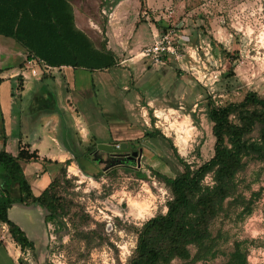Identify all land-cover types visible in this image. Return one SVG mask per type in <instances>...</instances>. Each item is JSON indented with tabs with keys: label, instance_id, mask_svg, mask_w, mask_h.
<instances>
[{
	"label": "rangeland",
	"instance_id": "obj_1",
	"mask_svg": "<svg viewBox=\"0 0 264 264\" xmlns=\"http://www.w3.org/2000/svg\"><path fill=\"white\" fill-rule=\"evenodd\" d=\"M69 1L79 26L96 31L91 37L97 47L107 39V24L125 36L116 55L118 65L96 71L95 83L80 93L76 113L81 109L94 122L97 138L78 141L75 161L52 172V179L63 181L65 166L70 182L62 183L60 191L88 215L84 229L93 230L96 242L89 247L70 242L71 224L59 230L44 221L42 208L31 205L15 216L35 251H20L19 257L29 264H126L137 229L165 213L171 196L153 171L174 177L183 171L184 162L198 165L213 153L208 99L216 105L238 102L247 91L264 97V0H144L142 7L139 0ZM163 33L177 46L179 58L164 56L165 63L151 68L140 53ZM27 116L23 113L17 121V134L24 133ZM230 119L236 120L234 115ZM67 128L62 130L65 139L70 137ZM154 130L158 132L152 137L145 135ZM246 140L255 150H248L247 166L237 176L239 190L245 197L259 189L261 193L251 215L241 220L220 215L212 222V233L221 231L224 238L217 254L207 259L209 264H224L234 240L246 241L248 264H264V157L258 153L264 135L258 125ZM115 142L142 148L138 168L109 165L106 154L96 149ZM211 181L205 177V183ZM1 226L0 239L6 234L13 242ZM171 264L191 263L175 259Z\"/></svg>",
	"mask_w": 264,
	"mask_h": 264
},
{
	"label": "trees",
	"instance_id": "obj_2",
	"mask_svg": "<svg viewBox=\"0 0 264 264\" xmlns=\"http://www.w3.org/2000/svg\"><path fill=\"white\" fill-rule=\"evenodd\" d=\"M139 2L144 6V0ZM165 30L166 27H161V31ZM0 35L13 38L27 52V58L42 62L50 69L71 66L94 72L118 65L116 55L106 47L105 40L97 47L76 27L69 0H0ZM206 107L214 137L211 157L198 165L184 162L183 171L174 177L153 171L171 196L165 213L154 215L137 229L136 244L126 264H171L175 259L209 264L207 259L217 254L219 240L224 238L221 231L212 233V222L220 215L241 220L253 212L261 190L245 197L239 190L237 176L247 166L248 150L254 149L252 145L248 147L246 137L255 125L264 135V97L247 91L240 101L223 105H216L209 98ZM231 115L235 121L230 119ZM157 132L145 135L152 137ZM94 147L96 144L88 150L93 152ZM258 153L264 157V147ZM37 158L36 151L29 153L25 147H20L16 156L0 150L3 181L7 184L0 189V226H6L9 238L22 253L34 254V242L9 218L8 209L14 203L36 205L45 211L46 223L55 224L59 230L68 229L71 224L74 231L70 242L89 247L96 242V237L93 230L84 229L88 215L60 191L62 183L70 182L65 177V166L61 171L63 181L54 177L39 195L33 193L21 162ZM69 162L66 160L65 165ZM206 176L212 178V184L204 182ZM12 189H16V194ZM191 246L195 249L193 253ZM17 261L29 264L22 256ZM224 264H248L246 241H233Z\"/></svg>",
	"mask_w": 264,
	"mask_h": 264
},
{
	"label": "crops",
	"instance_id": "obj_3",
	"mask_svg": "<svg viewBox=\"0 0 264 264\" xmlns=\"http://www.w3.org/2000/svg\"><path fill=\"white\" fill-rule=\"evenodd\" d=\"M74 22L76 27L93 40L91 35L96 31L91 29V26L80 27L75 13ZM105 34L106 47L115 55L119 54L117 52L121 38L125 36L120 37V33L110 24L106 25ZM0 70V150H5L13 156L17 155L20 147H25L29 153L36 151L37 160L22 161L21 166L33 193L39 195L52 180V172L57 167L66 160L70 163L75 161L78 141H86L88 136L97 138L93 130L96 127L94 122H89L90 119L80 112L81 109L78 110V114L76 113L79 107L77 105L83 99L80 93L89 91L87 89L93 82L95 83L96 71L90 72L71 66L48 69L40 62L27 58V52L13 38L2 35H0ZM81 76H85L87 82L86 80L84 83L80 82ZM23 113L28 115L27 124L23 126L24 133L17 134L15 132L17 121ZM66 125L68 127L66 135L70 136L68 139L64 138L62 132L66 130ZM1 169L0 166V189L3 186L7 187L6 182L3 181L4 177H1ZM12 190L16 192V189ZM27 207L29 206L14 203L8 209L9 218L24 231L22 223L15 215L16 211ZM1 227L7 232L6 226ZM4 237V240L0 239L2 240L0 262L19 264L17 261L19 247L14 242H10L6 234L3 235Z\"/></svg>",
	"mask_w": 264,
	"mask_h": 264
},
{
	"label": "built area",
	"instance_id": "obj_4",
	"mask_svg": "<svg viewBox=\"0 0 264 264\" xmlns=\"http://www.w3.org/2000/svg\"><path fill=\"white\" fill-rule=\"evenodd\" d=\"M171 55H174L176 58H179L177 54V46H175L171 42L168 33H163L161 35L156 36L151 44L145 46L142 49V52L140 53V58L146 60L148 65L153 68L154 66L165 63L163 59L164 56ZM119 146V142L113 143V147L119 148ZM210 184H212V181L210 182Z\"/></svg>",
	"mask_w": 264,
	"mask_h": 264
},
{
	"label": "flooded vegetation",
	"instance_id": "obj_5",
	"mask_svg": "<svg viewBox=\"0 0 264 264\" xmlns=\"http://www.w3.org/2000/svg\"><path fill=\"white\" fill-rule=\"evenodd\" d=\"M128 143L130 146V152H128L126 150H121L115 154H109V153L104 152L106 154L105 155L106 159H107L106 161L109 165L116 164V163L122 164L125 167H134V165H137L138 155L133 156L132 152L137 151L141 147H136L131 142H128ZM141 157H142V153H141ZM101 158H103V156ZM140 161H141V158H140ZM139 166L140 165H137V168ZM134 168H136V167H134Z\"/></svg>",
	"mask_w": 264,
	"mask_h": 264
},
{
	"label": "water",
	"instance_id": "obj_6",
	"mask_svg": "<svg viewBox=\"0 0 264 264\" xmlns=\"http://www.w3.org/2000/svg\"><path fill=\"white\" fill-rule=\"evenodd\" d=\"M96 149L109 153V154H115L121 150H126L130 152V146L128 142H121L119 148L113 147L112 143H104V144H98ZM142 149H138L137 151L132 152L133 156L138 155L137 157V165H140V158H141ZM105 158V157H104Z\"/></svg>",
	"mask_w": 264,
	"mask_h": 264
}]
</instances>
